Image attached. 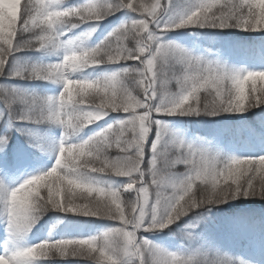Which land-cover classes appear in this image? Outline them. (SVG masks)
I'll use <instances>...</instances> for the list:
<instances>
[{
	"label": "snow or ice",
	"instance_id": "obj_1",
	"mask_svg": "<svg viewBox=\"0 0 264 264\" xmlns=\"http://www.w3.org/2000/svg\"><path fill=\"white\" fill-rule=\"evenodd\" d=\"M171 2L84 0L65 6L66 0H27L21 11L22 0H0V79L62 84L52 96L0 83V104L16 122H46L64 130L53 167L10 191L0 189L8 230L21 237L48 210L115 222L96 235L45 239L18 248L0 255V264H38L57 257H84L91 264H232L230 258L199 248L187 255L167 252L142 233L171 229L208 205L250 196L264 199V154L221 158L171 134L158 117L215 116L260 107L264 70H232L161 37L191 27L264 31V0H199L164 21L161 13L169 12ZM122 10L135 16L93 47L62 39ZM48 50H63V55L48 64L22 63L18 56ZM116 65L101 79L76 76ZM173 78L176 92L168 88ZM201 92L206 94L203 101ZM112 113L120 118L70 142L73 134ZM7 143L8 137L0 136V147ZM178 165L186 170L178 173ZM112 177L123 178L118 187L103 181ZM198 184L203 186L199 198L194 191ZM184 235L194 239L191 232Z\"/></svg>",
	"mask_w": 264,
	"mask_h": 264
},
{
	"label": "trees",
	"instance_id": "obj_2",
	"mask_svg": "<svg viewBox=\"0 0 264 264\" xmlns=\"http://www.w3.org/2000/svg\"><path fill=\"white\" fill-rule=\"evenodd\" d=\"M164 1V0H163ZM195 0H172L169 12H174L180 8H187L189 3L194 5ZM27 0H22L23 4ZM84 0H66V5H77ZM150 2V0H147ZM196 2V1H195ZM135 16L134 13L127 10L116 12L114 16H109L99 25H82L72 30L65 41L72 40L75 44L86 47H93L114 28L124 21H128ZM17 27H19V22ZM94 31H91L92 28ZM91 31V35L87 33ZM168 41L174 45L184 48L192 54L203 57L210 55L211 58L220 60L225 67L236 70L239 67L241 58H245L247 64H258L259 60H264V31H242L238 28H199L191 27L181 29L180 31H171ZM131 46V43L129 44ZM20 62L28 64H42L55 62L53 54L45 52H23L19 53ZM227 60V62H226ZM119 66H101L96 69H88L76 76L89 79H101L107 73L115 70ZM176 74H180V67L177 65ZM172 73L170 72V76ZM0 83L14 84L27 93L46 95V81L36 80H11ZM258 86L260 82H258ZM171 92L177 91V84L173 78L168 85ZM206 97L201 92V99ZM120 115L112 113L105 117L98 124L89 126L82 131L73 134L70 142H80L98 131L101 127L119 119ZM171 122V127L180 131L185 138L209 148H215L214 154L231 156L233 152L237 157L254 156L264 154V105L252 107L243 113H221L220 115H200L174 116L167 118ZM25 123L16 122L9 117L3 104H0V129L4 131L3 135L16 138L22 134ZM49 127L40 125L36 130L33 140L23 145L15 146L14 151L9 155H0V189H4L7 183L19 182L27 179L28 169L33 170V175H38L48 171L52 166L49 161L47 150L49 148L47 140V130ZM62 131H64L62 129ZM63 133V132H62ZM227 143L228 148L223 144ZM114 154V153H113ZM30 166V167H29ZM178 168L175 169V171ZM123 178H103L105 183H110L112 187H118ZM199 185V184H198ZM199 185L194 189L197 198L201 196ZM126 198V197H125ZM0 208L4 204L0 201ZM203 213V217L196 215ZM193 222L195 231L194 239H188L186 232L178 230V225H173L171 229L166 230L162 237L168 239L170 236H177L190 249L199 248L201 251H208L213 254H219L230 258L236 264H241L243 252L246 246L251 247L252 240L264 232V199L259 197L238 198L230 200L227 203L208 205L203 209H196L194 213H189L178 223L185 224ZM0 222V227L3 226ZM48 226H47V225ZM111 221L95 220L94 218L77 216L73 214L47 215L39 217L33 226L36 234H41L45 239L67 238L76 236L96 235L97 233L110 227ZM50 225V227H49ZM76 259V260H72ZM78 260V261H77ZM44 264V262H38ZM50 264H91L84 257L71 258L68 260L50 262Z\"/></svg>",
	"mask_w": 264,
	"mask_h": 264
},
{
	"label": "rangeland",
	"instance_id": "obj_3",
	"mask_svg": "<svg viewBox=\"0 0 264 264\" xmlns=\"http://www.w3.org/2000/svg\"><path fill=\"white\" fill-rule=\"evenodd\" d=\"M195 1H193L194 5L189 3L190 6H188L187 8H180L179 10H176L174 12L161 13L162 19L164 21H166L170 18H174V17L179 16L183 12L194 7L199 2V0H195ZM162 2H164V1L162 0ZM180 30L181 29H178L176 31H180ZM169 37H170V33L168 32V33L164 34L161 37V39L165 43H170L168 41ZM62 39H64V38H62ZM182 49H184V48L182 47ZM46 53L47 54H53V57H55V62H57L61 59V57L63 55V50H48V51H46ZM193 55L200 56L197 54H193ZM203 57L205 59L211 60L213 62H218V63L222 64L221 61L211 58L210 55L206 54ZM226 62H227V60H226ZM42 64H48V62L44 61ZM239 66H243V62ZM246 67H248V66L246 65ZM257 68H258V66L256 67V69ZM260 68H261V65L259 66V69ZM262 68H264V67L262 66ZM246 70L248 71L249 69H246ZM242 71H244V70H242ZM47 83H48L47 85L50 88V90L54 92V95H58L59 92L61 91L62 84H60L58 82L57 83L47 82ZM45 94L49 95V93H45ZM54 95H52V96H54ZM175 116H178V115H175ZM173 117L174 116H161L158 118L163 122L164 125H166V127L169 129V132L171 134H174L176 137L184 140L185 143H190V144H193L194 146L205 148V149L209 150L210 152H211V150H213V151L217 150L215 148H209V144H208V147L202 146L201 144H198V143L192 141L190 138L189 139L185 138V136L179 130L178 131L174 130L171 127V122H169V120L167 119V118H173ZM40 124H44V123H40ZM46 124H48L50 126L47 133H48V140H49V144H50V150H49V155H51L50 156V158H51L50 162H52L51 166L53 167L55 164V160H56L59 141L63 137V133H62L63 131H62V128L58 125H54V124H50V123H46ZM3 134H4V131L2 129H0V136H6ZM29 135H31V134H29ZM154 136H155V130H153V137ZM7 137H8V143L6 146L0 147V151H4L6 154H9L11 152V147H12L11 145L14 141H13V138L9 137L8 135H7ZM228 146L229 145L227 143L223 144L224 148L225 147L228 148ZM231 156H237V154L235 152H233ZM231 156H227L225 154L220 155L221 158H226V157H231ZM177 168H178L177 169L178 173H183L186 170L183 165H178ZM0 182H1V179H0ZM22 182L23 181H21V183ZM18 185L19 184H16V183H14L13 185H12V183H7L4 186L3 190L10 191L11 189L17 187ZM198 186L199 185H197V187ZM42 194L46 195V191L42 190ZM125 197L127 198V194H125ZM133 198H134V194H133ZM48 214L49 215H59V214H70V213H64V212L57 211V210H48L47 212L40 215V217L47 216ZM0 222L4 223L2 228H0V255H2V252H4V255H9L13 251L17 250L18 248L32 246L36 243L41 242L42 240H45V238L40 233L36 234L34 232L33 228L31 229V231H29L28 233L24 234L21 237L13 236L12 233L8 230L7 214H6L5 208H0ZM178 222H177V224H174V225H178V230L181 233H182V229L184 232H186V233L191 232L192 234L196 230L195 224H193V222H190L188 224L185 223L182 225ZM111 223L115 224V222H111ZM112 224L110 226H112ZM193 225H194V227H193ZM49 227H50V225H49ZM166 230H168V229H165L163 232L142 233V235L146 236L150 241L153 242L154 245L161 247L162 249H164L167 252L187 255V254H191L193 252V250H195V249H190L188 246H186L182 241H180L181 238L179 239L177 236H170L168 239L163 238L162 234ZM60 238L55 237L52 239H60ZM263 251H264V239L257 241L256 244H254L252 247L248 248L244 254L243 260L240 262L242 264H264V253H262ZM71 258L72 257H68L67 260L71 259ZM56 259H58V260H48V261H43V262H44V264H50V262H52V261L57 262V263L64 261V260H60L62 258H59V257H57ZM258 259H259V261H258ZM232 264H236V263L234 261H232Z\"/></svg>",
	"mask_w": 264,
	"mask_h": 264
},
{
	"label": "clouds",
	"instance_id": "obj_4",
	"mask_svg": "<svg viewBox=\"0 0 264 264\" xmlns=\"http://www.w3.org/2000/svg\"><path fill=\"white\" fill-rule=\"evenodd\" d=\"M260 78L264 79V76H261ZM241 91H243V85H241Z\"/></svg>",
	"mask_w": 264,
	"mask_h": 264
},
{
	"label": "bare ground",
	"instance_id": "obj_5",
	"mask_svg": "<svg viewBox=\"0 0 264 264\" xmlns=\"http://www.w3.org/2000/svg\"><path fill=\"white\" fill-rule=\"evenodd\" d=\"M2 255H4V252H2Z\"/></svg>",
	"mask_w": 264,
	"mask_h": 264
}]
</instances>
